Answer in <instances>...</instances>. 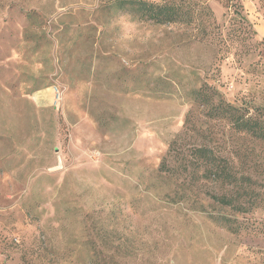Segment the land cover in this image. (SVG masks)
<instances>
[{
  "label": "rangeland",
  "instance_id": "1",
  "mask_svg": "<svg viewBox=\"0 0 264 264\" xmlns=\"http://www.w3.org/2000/svg\"><path fill=\"white\" fill-rule=\"evenodd\" d=\"M117 2L0 0V264H264V209L183 168L205 145L264 191V144L189 95L264 108V0H197L191 26Z\"/></svg>",
  "mask_w": 264,
  "mask_h": 264
},
{
  "label": "trees",
  "instance_id": "2",
  "mask_svg": "<svg viewBox=\"0 0 264 264\" xmlns=\"http://www.w3.org/2000/svg\"><path fill=\"white\" fill-rule=\"evenodd\" d=\"M235 9L238 19H233V40L240 36L236 30L246 31L250 29L255 36L256 31L242 14V6ZM116 9L121 12L133 13L143 21H151L154 24H181L191 26L195 21L202 19L206 13L211 17V11L197 0H118ZM205 12V14H204ZM236 25L238 26L237 29ZM189 95L194 104L209 109L212 116L228 122L231 129L237 134H247L253 140L264 144V108L237 107L225 102L219 92L207 84L191 90ZM252 111V112H250ZM192 158L184 163L183 168H193V174L201 172V178L208 182L218 184L223 190L219 193L208 194L209 199L221 208L230 209L234 213L250 212L251 210L264 209V191L259 192L257 181L253 176L238 169L235 161L223 158L205 145L196 146L192 150ZM171 163L162 161L164 172H172L177 167ZM212 218V217H211ZM213 221L224 227L228 232L237 233L240 227L226 216L212 218Z\"/></svg>",
  "mask_w": 264,
  "mask_h": 264
}]
</instances>
